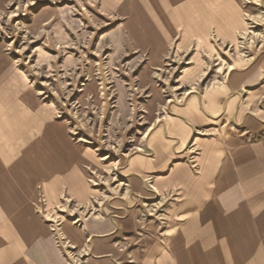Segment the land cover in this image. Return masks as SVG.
<instances>
[{"label": "crops", "instance_id": "1", "mask_svg": "<svg viewBox=\"0 0 264 264\" xmlns=\"http://www.w3.org/2000/svg\"><path fill=\"white\" fill-rule=\"evenodd\" d=\"M91 1L119 19L121 46L150 51L152 65L170 49L215 51L245 28L244 0ZM250 66L150 132L151 153L129 160L132 203L71 218L100 196L98 156L0 36V264H264V55ZM154 192L166 203L155 220L139 205Z\"/></svg>", "mask_w": 264, "mask_h": 264}, {"label": "rangeland", "instance_id": "2", "mask_svg": "<svg viewBox=\"0 0 264 264\" xmlns=\"http://www.w3.org/2000/svg\"><path fill=\"white\" fill-rule=\"evenodd\" d=\"M240 9L245 28L231 44H219L215 51L170 49L152 65L150 51L121 46L119 19L102 12L97 2L10 0L0 15L1 38L42 97L70 123L74 137L99 159L91 181L100 196L71 218L100 213L99 205L114 207L120 197L132 203L129 160L135 153H151L146 147L150 132L193 96L220 85L229 69L242 70L261 59L264 9L255 0H244ZM192 147L190 142L193 165L197 150ZM139 205L155 220L166 203L154 192Z\"/></svg>", "mask_w": 264, "mask_h": 264}]
</instances>
